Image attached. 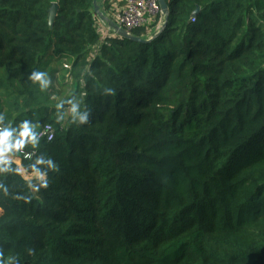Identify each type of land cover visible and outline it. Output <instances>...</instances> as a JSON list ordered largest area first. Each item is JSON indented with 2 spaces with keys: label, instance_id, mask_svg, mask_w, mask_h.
Wrapping results in <instances>:
<instances>
[{
  "label": "trees",
  "instance_id": "16d2710c",
  "mask_svg": "<svg viewBox=\"0 0 264 264\" xmlns=\"http://www.w3.org/2000/svg\"><path fill=\"white\" fill-rule=\"evenodd\" d=\"M166 2L167 17L131 32L142 42L116 33L90 60L94 0H0V115L52 126L21 166L46 155L59 168L29 203L15 199L30 194L22 178L0 174L3 259L264 264V0ZM67 77L85 125L57 122Z\"/></svg>",
  "mask_w": 264,
  "mask_h": 264
},
{
  "label": "clouds",
  "instance_id": "9594fccd",
  "mask_svg": "<svg viewBox=\"0 0 264 264\" xmlns=\"http://www.w3.org/2000/svg\"><path fill=\"white\" fill-rule=\"evenodd\" d=\"M29 80L33 84H38L41 91L48 89L52 84L48 73L45 71H33ZM107 94L111 95L113 91L109 89ZM65 105L68 106L67 109H65ZM56 109L57 122L64 120L65 111L71 114V122L74 124L85 125L89 122V110L86 107L82 109L81 101L75 96L71 99L60 100L56 104ZM3 119V116L0 115V174L13 173L20 176L26 183L30 194L16 196L15 199H22L25 203H29L33 198L31 194L49 188V173H56L59 168L54 159L46 155L36 156L27 167L21 166L19 160L15 159L16 154L23 152L28 145L36 149L44 133L38 132V125L28 119L20 121L15 126L11 123L4 124ZM32 155L34 153L26 155L25 159L31 160ZM13 163L17 165L15 168L12 167ZM0 190L3 191L4 195L8 194V189L3 183H0ZM2 257L3 253H0V264H17L16 256H9L6 260Z\"/></svg>",
  "mask_w": 264,
  "mask_h": 264
},
{
  "label": "built area",
  "instance_id": "2783aa9c",
  "mask_svg": "<svg viewBox=\"0 0 264 264\" xmlns=\"http://www.w3.org/2000/svg\"><path fill=\"white\" fill-rule=\"evenodd\" d=\"M160 14L162 12L157 0H119L116 4L113 3L112 5H110L109 0V9L105 16L120 29L131 33L137 29L150 28L156 23V19ZM96 25L100 36V43L95 48L94 53L90 55V60L99 53V49L106 39L116 36V32L104 21L101 20L100 22L98 20ZM65 68L70 69L69 66H65ZM40 132L44 133L41 140L45 139L50 142L55 139V130L50 125L44 126ZM26 155L28 154L23 150V152L18 153V159L21 161L25 159Z\"/></svg>",
  "mask_w": 264,
  "mask_h": 264
},
{
  "label": "water",
  "instance_id": "95a60500",
  "mask_svg": "<svg viewBox=\"0 0 264 264\" xmlns=\"http://www.w3.org/2000/svg\"><path fill=\"white\" fill-rule=\"evenodd\" d=\"M160 8H161V12L162 15L164 17H167L168 14V3L166 2V0H157ZM94 9H95V13L98 14V16L105 22L108 24V26L116 33H118L121 37L126 38L128 40L134 41V42H142V40L140 38H137L135 36H133L132 33H129L125 30L120 29L118 26H116L113 22H111L105 15H103V13H101L100 11V7L98 6V0H94ZM58 10H59V5L58 3H53L51 9L49 10V28L50 30H52L54 28V24H55V20L58 14ZM200 12V10L198 9L195 14L197 15Z\"/></svg>",
  "mask_w": 264,
  "mask_h": 264
},
{
  "label": "rangeland",
  "instance_id": "374dc122",
  "mask_svg": "<svg viewBox=\"0 0 264 264\" xmlns=\"http://www.w3.org/2000/svg\"><path fill=\"white\" fill-rule=\"evenodd\" d=\"M67 79L68 81L65 84H60V85L58 84L55 88L56 91H58L59 93L55 98V101L57 103H59L60 100L69 98L74 93V90H72V87L70 85L71 80L69 77H67ZM16 158H18V156Z\"/></svg>",
  "mask_w": 264,
  "mask_h": 264
},
{
  "label": "crops",
  "instance_id": "0c3cea01",
  "mask_svg": "<svg viewBox=\"0 0 264 264\" xmlns=\"http://www.w3.org/2000/svg\"><path fill=\"white\" fill-rule=\"evenodd\" d=\"M104 1L105 0H101V5H100V11L101 13H103V15H106V8L104 7ZM119 0H110V5H112L113 3H117ZM98 20L101 22V18L98 16ZM103 21V20H102ZM15 159H18V158H15ZM19 160V159H18ZM20 162V165H21V161L19 160ZM2 214V211L0 210V215Z\"/></svg>",
  "mask_w": 264,
  "mask_h": 264
}]
</instances>
